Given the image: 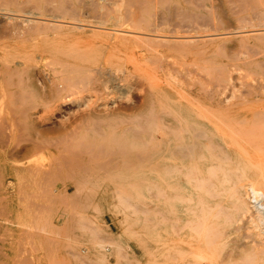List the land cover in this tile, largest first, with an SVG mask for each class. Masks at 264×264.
<instances>
[{
  "label": "rangeland",
  "instance_id": "obj_1",
  "mask_svg": "<svg viewBox=\"0 0 264 264\" xmlns=\"http://www.w3.org/2000/svg\"><path fill=\"white\" fill-rule=\"evenodd\" d=\"M21 1L34 12L25 14L26 18L40 20L41 26L9 36L10 17L23 12L0 10V180L7 182L6 188L0 190V264H53L54 259L60 261L56 264H106L94 247V232L103 238L123 233L125 243L135 246L137 238L128 235V227L137 217L128 208L130 217L126 219L127 211L116 200L105 202L94 197L86 202L80 195L75 204L68 206L71 213L61 221L60 228L51 227L50 220L66 206L58 202L54 188H62L70 177L51 170L61 154L72 153L67 144L59 143L57 149L55 141L67 138L70 143L85 142L91 148L94 145L104 150L101 156L109 157L106 152L111 144L107 136L110 126L128 128L126 133L133 134L139 127L140 108L153 100L159 106L162 94L197 106L211 122L216 123L215 119L223 125L226 119L228 124L235 119H228L227 113L219 110L214 111V117L211 110L229 106L236 113L249 115L252 110L264 109V31H260L264 29V0ZM56 3H63L64 9L53 12L51 7ZM136 12L139 16H134ZM133 19L137 21L135 27ZM248 29L256 32L242 35L241 31ZM212 33L211 38L203 36ZM174 35H196L198 40L189 42ZM222 65L225 68L220 73ZM10 66L13 69H7ZM91 76L107 85L95 84ZM59 77L75 83L64 92V98L53 97L50 91V85ZM93 109L97 113L107 109L111 119H100L103 115ZM95 129L98 131L92 132ZM4 131H8L7 135ZM42 190H46L45 194ZM33 202L42 205L40 211L34 209ZM85 203H101L104 208L94 222L89 220L91 211L84 207ZM253 222H241L236 231L225 236V242L206 248V252L219 261L236 244L257 242L263 236L258 235ZM138 227L141 226L136 230ZM84 247L87 251L78 255V260L73 254ZM209 261L208 258L203 264ZM120 264L128 263L122 260Z\"/></svg>",
  "mask_w": 264,
  "mask_h": 264
},
{
  "label": "bare ground",
  "instance_id": "obj_2",
  "mask_svg": "<svg viewBox=\"0 0 264 264\" xmlns=\"http://www.w3.org/2000/svg\"><path fill=\"white\" fill-rule=\"evenodd\" d=\"M24 2L17 0L15 4V0H7L6 3L0 0V10L23 12V14L15 13L16 16L10 17L11 27L7 30L9 36H14L15 33L22 35V33L24 34L23 29L33 30V28L38 29L41 26L40 20L26 18L28 16L25 14L34 12ZM33 2L35 1L33 0ZM61 4H54L51 7L52 11L59 9L62 11L64 5L61 6ZM139 6L143 5L139 4ZM139 13L141 14V12ZM136 14L138 12L134 16H139V14ZM58 16L61 15L53 14V17ZM40 18L55 22L61 20ZM131 21H133L131 23H135L133 25L135 27L137 21L135 19ZM36 31L38 32V30ZM260 31H264V29H260ZM255 32V29L241 31L242 35L250 36ZM123 33L125 35L127 32ZM212 35L213 33L204 34L203 36L211 38ZM173 37H182L180 40L189 42L198 40L196 35H174ZM9 68L11 66L7 69ZM224 68L225 65L219 67L221 69L219 72ZM15 71L18 72V70ZM5 72L7 73V70ZM8 72L11 71L8 70ZM13 73L15 74L14 71ZM20 74L22 73L20 72ZM77 79L79 80V78ZM92 79L95 84H106L99 78L94 79L92 77ZM73 81L66 77H59L55 83L50 85V91L54 94L53 97L64 98V92L75 85ZM86 82L90 81L86 80ZM84 86L86 85L84 84ZM162 96V102L159 106L153 100L145 107L140 108L137 121L139 127L136 131L133 130V134L126 133L128 128L121 130L110 126L107 136L111 144L106 152L110 154L109 157L101 156L100 152L102 150L93 148L94 145L91 148L85 142L83 144L81 141H77L78 144L70 143L67 138L65 141L63 137V141L60 142V139L57 140L58 143L53 142L56 144V148L59 143L64 146L67 144L66 147L69 148L67 150L70 153L72 151V153L69 156L61 154L57 164L51 170L53 173L66 174L70 177L62 188L59 186L54 188L56 199L66 206L58 211L57 215L50 220L49 225L53 228H60L58 226L61 221L71 213L68 206L75 204L80 195L86 199V202L94 197L105 202L112 199L116 200L127 211L125 214L126 219L130 217L128 208H132L134 211L137 218H132L134 221L132 226L128 227V235L136 237L135 242L137 244L133 246L125 243L123 233L116 236L108 234L107 238H103L94 232V247L101 252V259L106 264H120L122 260H126L128 264H143V259H146L145 264H203V261L208 258L210 259L208 264H264V109H255L249 115H241L236 113L231 106L232 109L229 106H223L211 111L206 107L210 111L209 113L219 110L225 112L224 114L227 113L226 117L228 119H235L234 123L228 124L226 117H223V119H226V124L223 125L218 124L215 119L216 123L211 122L210 117L209 120L206 115L207 113L204 115L205 112L202 113L195 105H189L179 99H172L168 94H162ZM66 99L68 98L66 97ZM2 110L3 107L0 111ZM95 113L103 115L99 117L100 119H111V114L107 109ZM88 115H91V112ZM213 115L215 117V113ZM4 119L7 122L6 118ZM217 119L219 121V117ZM223 119H221L222 122L220 120L221 123H223ZM4 125L10 128L9 124L5 123ZM32 126L34 127V125ZM8 131H4V133L6 132L7 135ZM97 131L98 129H95L92 132L96 133ZM47 141L52 140L48 139ZM54 144L51 146H54ZM40 163L42 164V162ZM49 173L48 171L47 174L49 175ZM50 181L48 178V182ZM6 183L0 180V190L6 188ZM45 191L42 190V193ZM33 196L34 194L31 197ZM20 198L22 199L21 195ZM34 203V209L40 211L42 205H34ZM84 207H88V210L91 211L89 216L91 222H94L98 214L104 210L101 203H85ZM44 210L47 211L45 208ZM72 210L74 212V209ZM243 221L247 223L254 221L253 223H256L254 227L258 228V235L263 237L251 244H236L231 248L228 256L219 259V261L213 260L212 256L206 252V248H210L222 240L225 242V236L236 231ZM30 223L28 222V225ZM45 225L47 224L45 223ZM136 226L141 227L136 230ZM34 227L37 228V226ZM27 237L29 238V236ZM47 245L49 246V244ZM22 246L24 245L22 244ZM30 248L32 249V247ZM124 248L127 249L126 252H122ZM33 249L35 250V248ZM54 251L52 252L54 253ZM86 251L87 248L84 247L81 251L74 252L73 256L76 255L77 257L83 253L85 254ZM28 254L31 253L28 252ZM77 259L79 260L78 257ZM57 262L60 261L53 260V264Z\"/></svg>",
  "mask_w": 264,
  "mask_h": 264
}]
</instances>
